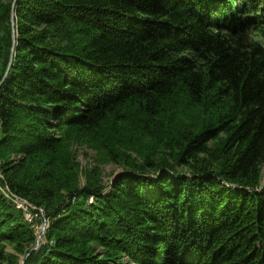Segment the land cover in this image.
Listing matches in <instances>:
<instances>
[{
    "label": "trees",
    "instance_id": "trees-1",
    "mask_svg": "<svg viewBox=\"0 0 264 264\" xmlns=\"http://www.w3.org/2000/svg\"><path fill=\"white\" fill-rule=\"evenodd\" d=\"M0 83V264H264V0H0Z\"/></svg>",
    "mask_w": 264,
    "mask_h": 264
},
{
    "label": "rangeland",
    "instance_id": "rangeland-1",
    "mask_svg": "<svg viewBox=\"0 0 264 264\" xmlns=\"http://www.w3.org/2000/svg\"><path fill=\"white\" fill-rule=\"evenodd\" d=\"M70 149L72 155L74 156V162L78 167L77 168L78 186L80 187H83L88 182L89 178L87 177V175L88 173H90V171L94 169L97 171V173H99L97 178L99 179L101 184L105 187L108 186L111 182H113L118 176L120 177V175L124 173L120 165L118 166L113 163L106 164L103 162H99L97 153L94 150H90V148H88L85 145L76 146V144H73L71 145ZM261 174H262L261 184L264 185V165L262 167ZM105 191L108 193V187L107 190ZM2 192L3 194H5L6 191L2 189ZM106 192H104V194H106ZM12 200L13 203L16 205V208L22 210L24 220L27 223H30L32 229L35 231L36 243L39 237H40L39 245L45 243V232L48 228V221L43 219L44 218L43 210L38 209V211L43 216L40 217V215L38 214L35 213L32 214V210L35 211L36 208L31 206L27 201L21 199H15V198H13ZM69 201H73V200L69 199L68 202ZM39 221H41V223ZM42 228H44V232H42ZM8 250L10 252L11 247H8ZM98 250L100 249L98 248ZM20 259L22 261V257ZM124 264H131V263L125 260Z\"/></svg>",
    "mask_w": 264,
    "mask_h": 264
},
{
    "label": "water",
    "instance_id": "water-1",
    "mask_svg": "<svg viewBox=\"0 0 264 264\" xmlns=\"http://www.w3.org/2000/svg\"><path fill=\"white\" fill-rule=\"evenodd\" d=\"M13 5H15V2L13 3ZM14 19H15V9L12 11V13H11V22H12V28H13V39H15V30H14ZM11 64V63H10ZM4 79H6V75H5V77H4ZM1 84L2 83H0V87H1ZM42 232H44V228H42ZM39 240H40V237L38 238V240H37V243H36V246H35V249H38L39 248Z\"/></svg>",
    "mask_w": 264,
    "mask_h": 264
},
{
    "label": "bare ground",
    "instance_id": "bare-ground-1",
    "mask_svg": "<svg viewBox=\"0 0 264 264\" xmlns=\"http://www.w3.org/2000/svg\"><path fill=\"white\" fill-rule=\"evenodd\" d=\"M1 134H2V123H1V120H0V137H1ZM89 203H93V197L89 198Z\"/></svg>",
    "mask_w": 264,
    "mask_h": 264
}]
</instances>
